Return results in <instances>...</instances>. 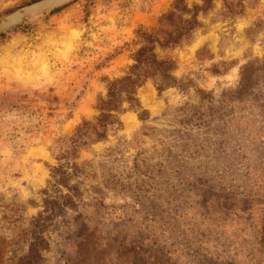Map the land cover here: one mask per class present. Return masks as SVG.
<instances>
[{
	"label": "rangeland",
	"instance_id": "374dc122",
	"mask_svg": "<svg viewBox=\"0 0 264 264\" xmlns=\"http://www.w3.org/2000/svg\"><path fill=\"white\" fill-rule=\"evenodd\" d=\"M174 1L74 0L0 34V264H264V0H186L199 27L156 49L173 86L75 139Z\"/></svg>",
	"mask_w": 264,
	"mask_h": 264
},
{
	"label": "trees",
	"instance_id": "16d2710c",
	"mask_svg": "<svg viewBox=\"0 0 264 264\" xmlns=\"http://www.w3.org/2000/svg\"><path fill=\"white\" fill-rule=\"evenodd\" d=\"M212 0H205L206 3ZM199 5L190 8L186 0H175L172 7L160 17V26L151 31L138 30L142 45L134 53L135 63L129 66L126 74L110 83L107 98L101 99L102 113L94 120L84 121L77 128L76 141L88 133L93 140L106 137L107 125L117 121L113 111H118L126 95L134 103L137 101L136 90L149 78L160 77L156 82L160 91L173 86L172 60L160 59L156 53L158 46L171 47L181 44L199 27L197 17ZM186 14H191L186 17Z\"/></svg>",
	"mask_w": 264,
	"mask_h": 264
},
{
	"label": "water",
	"instance_id": "95a60500",
	"mask_svg": "<svg viewBox=\"0 0 264 264\" xmlns=\"http://www.w3.org/2000/svg\"><path fill=\"white\" fill-rule=\"evenodd\" d=\"M74 0H38L0 19V34L19 25L26 19L54 10Z\"/></svg>",
	"mask_w": 264,
	"mask_h": 264
},
{
	"label": "bare ground",
	"instance_id": "6f19581e",
	"mask_svg": "<svg viewBox=\"0 0 264 264\" xmlns=\"http://www.w3.org/2000/svg\"><path fill=\"white\" fill-rule=\"evenodd\" d=\"M132 124V123H131Z\"/></svg>",
	"mask_w": 264,
	"mask_h": 264
}]
</instances>
